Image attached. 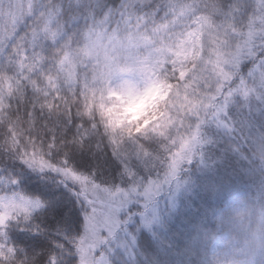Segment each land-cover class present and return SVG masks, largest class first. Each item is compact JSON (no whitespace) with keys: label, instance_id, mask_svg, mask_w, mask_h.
Segmentation results:
<instances>
[{"label":"trees","instance_id":"obj_1","mask_svg":"<svg viewBox=\"0 0 264 264\" xmlns=\"http://www.w3.org/2000/svg\"><path fill=\"white\" fill-rule=\"evenodd\" d=\"M139 2L152 4L159 0ZM166 2L172 5L174 13L168 20H163L161 13L153 24L143 12L130 11L122 20L116 18L119 23L109 24L105 22L107 17L98 22L79 50L85 62L97 69L88 86L84 85L82 76L78 83L76 64L67 55L59 61L61 71L57 77L52 60L60 55V50L53 48L44 53L43 68L38 64L25 71L33 81L26 89L18 88L12 79L0 84V177L19 175L22 183L16 191L40 196L41 189L59 186L54 172H28L19 161L27 163L26 157L32 150L52 164L58 163L65 144L73 147L70 142L76 128L68 122L70 118L71 121L91 119L105 135L113 128L119 134L127 128L158 127L166 135L175 136L177 129L181 134L190 131L180 128L181 120L196 123L193 112L189 113L190 107L185 104L188 98L197 102L207 95L214 96L215 106L223 103L217 85L227 87V79L217 80L212 60L215 55L240 54L241 46L244 53L249 41L261 35L264 19L256 11L258 0ZM228 3L237 5L238 10H232L227 17L214 14L210 7ZM199 21L203 26L200 47L193 57L184 58L182 49L192 33L198 32ZM250 21H254L251 28ZM256 43L259 45L260 41ZM261 60L264 56L244 61L230 85V89H237L243 79L256 92L245 99L241 91H236L220 115H209L200 125L202 143L191 163H185L179 172L176 182L183 184L175 200L168 198L174 195L176 182L156 198L157 216L149 226L139 215L142 205L132 206L135 215L119 232L120 243L111 245L113 264H264V233L259 230L264 224V99L259 98L264 88L256 73L257 69L260 72ZM184 70L190 71L182 78ZM134 71H156L164 86L171 85L169 97L155 105L148 124L122 119L108 97L119 76ZM144 142L158 151L167 141L149 132ZM107 151L111 155L110 147ZM208 167L220 174V177H207L210 181L223 179L218 186L206 184L207 179L201 173ZM138 170L144 173L143 166ZM108 172L119 182L118 171L109 168ZM4 187L0 182V188ZM59 190L71 199L76 222L70 227L49 224L48 214L38 216L33 224L39 223L41 231L47 232L40 236L43 247L29 246L26 240L31 237L17 231L14 213L0 225L2 230L11 221L8 246L24 248L28 253L27 258L21 257L14 264H32L33 257L54 248L53 239H60L56 233L61 228L72 237L82 233L84 217L79 203L71 193ZM10 199H16L11 191H0L1 202ZM15 209L21 214L31 212L28 201H18Z\"/></svg>","mask_w":264,"mask_h":264},{"label":"snow or ice","instance_id":"obj_2","mask_svg":"<svg viewBox=\"0 0 264 264\" xmlns=\"http://www.w3.org/2000/svg\"><path fill=\"white\" fill-rule=\"evenodd\" d=\"M210 7L214 9V14L225 17L232 10H238V6L231 3ZM171 9L172 5L166 0L152 4H142L139 0H0V84L5 79H12L18 88L26 89L33 81L30 75H25V71L38 64L43 68L46 60L44 53L53 48L60 50V55L52 60L57 77L61 71L59 61L67 55L76 64L78 83L82 76L84 85L88 86L97 69L92 68L90 62H85L79 50L87 43L88 34L98 22L107 17L105 22L119 23L116 18L122 20L131 11L143 12L147 21L154 24L161 13L162 19L168 20L174 14ZM256 11L264 19V0H258ZM252 25L254 21H250V28ZM256 40L260 41L259 45ZM259 56H264V29L261 35L249 41L240 61L228 67L227 87L217 85L223 105L218 109L210 103L206 106V114L193 113L194 125L181 120L180 128L190 130L184 134L177 129L175 136H168L158 127H136L124 129L119 134L113 128L110 134L105 135L91 119L71 121L70 118L68 122L76 128L70 142L73 147L65 144L58 163L37 167L38 160L32 164L19 161L22 169L28 172H43L45 167L54 172L59 178L56 189L49 187L41 189L43 195L27 196L16 191L22 183L19 175L0 177V182L5 185L0 191H11L16 199H26L31 207V212L26 214L12 210L17 231L22 236L27 233L31 237L26 240L30 247H43L40 236L47 234L41 231L39 223L33 224L38 216L48 214L49 224L70 227L76 222L71 199L59 189L71 193L80 205L84 217L82 233L72 237L59 229L56 235L60 239H53L54 248L45 249L33 257L32 264H113L111 245L120 243L119 232L135 215L132 206L141 204L139 215L145 223H150L148 215L155 211L156 198L178 180L183 165L191 163L197 155V148L202 143L200 125L209 115L223 111L236 91H241L245 99L256 92L243 79L237 89H230V85L243 62ZM259 69L261 87L264 88V60L260 61ZM224 92L227 95H223ZM140 94L138 87L120 88L122 96L136 97ZM259 98L264 99V92ZM149 132L157 133L167 141L160 150H153L144 142ZM109 147L111 155L107 151ZM140 166L144 168L143 174L138 170ZM109 168L113 172L118 171L119 182L109 174ZM3 210L9 211L7 207ZM10 226L11 221L0 230V264H14L21 257L28 256L24 248L8 246Z\"/></svg>","mask_w":264,"mask_h":264},{"label":"rangeland","instance_id":"obj_3","mask_svg":"<svg viewBox=\"0 0 264 264\" xmlns=\"http://www.w3.org/2000/svg\"><path fill=\"white\" fill-rule=\"evenodd\" d=\"M199 28L197 31L192 33V35L189 37L187 43L184 45L182 49V56L185 57H193L196 53V48L200 47L199 41H200V31L202 32L203 26H201V21L198 22ZM248 47V46H247ZM246 47V48H247ZM242 50L240 54H232V55H215L212 64L214 67V72L217 77V80H226L228 77V66L234 65L238 63L241 59V54H243V46L239 49V52ZM200 56V55H199ZM190 70L182 71L181 77L185 78L186 75L189 73ZM256 73H259L258 69ZM112 88L109 91L108 97L113 102V107L115 110H117L121 116L122 119L127 120L129 122L131 121H143L145 124L150 123L152 114V109L155 107L156 104L159 102L167 100L171 93V85L164 86L159 78V76L156 74V71L154 72H141V71H134V72H125L119 76V80L115 82L112 86ZM121 87H138L140 89L141 94L136 97H127L120 95V88ZM203 96L202 98L198 99L197 102H192L189 98L187 99V102L185 101V104L187 103V106L189 108V113H201L202 115L206 114V106L208 104H214L213 102L216 101L214 99V96H211V98ZM131 101H135V103H130ZM190 106H189V105ZM222 104L217 105L216 107L219 109ZM225 106L223 107L224 110ZM151 112V113H150ZM222 111H218L215 113L216 116L220 115ZM214 115V116H215ZM153 119V118H152ZM39 161L40 163L37 164V167H40L45 164H52L51 161H49L47 158L40 155L38 152L30 151L28 152V156L26 157V162L28 164H32L34 161ZM211 167L206 168L203 170V173H201L206 179H207V185L209 187L218 186V184L222 183L220 179H214L212 181L209 180L207 177H220V174L217 173L214 170H210ZM44 171H49L47 167H45ZM200 174V173H199ZM223 180V179H221ZM183 183L176 182L173 190L174 195L168 198V201L175 200V195L179 189V187ZM21 200L17 199H10L6 202L0 201V225H2L13 213V209L16 207V203ZM23 201H27L26 199ZM159 201H163L162 199H159ZM139 205V204H138ZM7 207L9 209L8 212H5L3 209ZM157 206L154 204V212H150L148 215V220H154L156 219V211ZM149 226V223H147ZM122 234V232L120 233ZM116 247V246H115ZM112 252L114 251V247L111 246Z\"/></svg>","mask_w":264,"mask_h":264},{"label":"clouds","instance_id":"obj_4","mask_svg":"<svg viewBox=\"0 0 264 264\" xmlns=\"http://www.w3.org/2000/svg\"><path fill=\"white\" fill-rule=\"evenodd\" d=\"M130 103H135V101H131ZM259 230L264 233V224H261Z\"/></svg>","mask_w":264,"mask_h":264}]
</instances>
